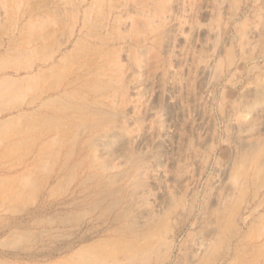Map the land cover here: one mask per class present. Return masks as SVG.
<instances>
[{"label":"rangeland","instance_id":"374dc122","mask_svg":"<svg viewBox=\"0 0 264 264\" xmlns=\"http://www.w3.org/2000/svg\"><path fill=\"white\" fill-rule=\"evenodd\" d=\"M0 264H264V0H0Z\"/></svg>","mask_w":264,"mask_h":264}]
</instances>
